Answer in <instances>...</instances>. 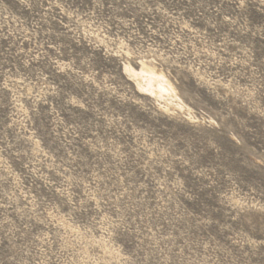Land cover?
<instances>
[{"label": "rangeland", "instance_id": "obj_1", "mask_svg": "<svg viewBox=\"0 0 264 264\" xmlns=\"http://www.w3.org/2000/svg\"><path fill=\"white\" fill-rule=\"evenodd\" d=\"M0 264H264V0H0Z\"/></svg>", "mask_w": 264, "mask_h": 264}, {"label": "bare ground", "instance_id": "obj_2", "mask_svg": "<svg viewBox=\"0 0 264 264\" xmlns=\"http://www.w3.org/2000/svg\"><path fill=\"white\" fill-rule=\"evenodd\" d=\"M131 75L134 78L140 77L146 80H150L151 82H158L161 87L165 88L167 91L171 89V84L169 83V81L165 80V78L161 74L146 66H142L139 74L136 75L131 72Z\"/></svg>", "mask_w": 264, "mask_h": 264}]
</instances>
